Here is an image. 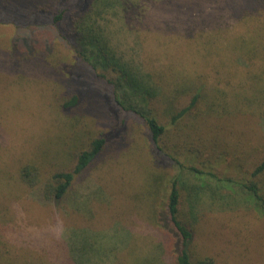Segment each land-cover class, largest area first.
Listing matches in <instances>:
<instances>
[{
    "label": "rangeland",
    "instance_id": "obj_1",
    "mask_svg": "<svg viewBox=\"0 0 264 264\" xmlns=\"http://www.w3.org/2000/svg\"><path fill=\"white\" fill-rule=\"evenodd\" d=\"M59 1L0 0V264H174L168 234L150 219L155 197L146 192L151 173L170 180L177 167L128 109L137 106L124 96L118 75L94 71L77 54L72 16L54 22ZM90 25L118 63L168 95L185 85L203 88L208 105L220 103L209 130L223 148L218 152L230 155L207 159L202 168L194 164L218 178H250L264 159L259 1L110 0L93 9ZM72 95L79 106L63 109ZM98 136L107 141L104 155L64 198H46L45 182L70 168L75 143ZM232 148L241 161L231 157ZM174 157L191 165L188 153ZM25 167L36 169L34 187L21 181ZM183 180L189 197L181 216L193 229L195 255L215 264H264V213L224 183L186 173Z\"/></svg>",
    "mask_w": 264,
    "mask_h": 264
},
{
    "label": "trees",
    "instance_id": "obj_2",
    "mask_svg": "<svg viewBox=\"0 0 264 264\" xmlns=\"http://www.w3.org/2000/svg\"><path fill=\"white\" fill-rule=\"evenodd\" d=\"M72 1V0H71ZM69 0V2H71ZM110 0H91L85 5L83 0L65 6L66 0H60L52 9L53 20L58 22L66 13L72 16L70 23L75 25L74 41L76 52L84 61L96 72L102 67L104 70L110 69L118 75V82L132 104V112L136 113L144 122L152 145L159 151L167 154L169 159L177 167V173L172 178L165 179L166 176L151 173V184L146 192L149 198H154L151 203L153 208L150 212L152 224L158 225L164 230L169 238V248L174 254V264H215L212 258L197 257L193 252V229L181 216V208L185 199L188 201L187 191L183 175L191 176L197 181L213 179L224 183L230 190L233 189L257 213H264V159L253 168L250 178L233 180L231 178H218L214 173H208L202 168L207 166V159L213 161L224 160L230 153H220L222 146L218 145L210 132L212 125V110L218 108V103L207 104V92L203 88L178 89L174 95H168L155 82L149 83L141 76L140 72L130 70L126 65L118 63L105 43L100 39L99 33L90 25L92 11L95 7L103 6ZM264 6V0H257ZM92 4V5H91ZM92 9V10H91ZM76 11L77 15H74ZM88 55V57H86ZM103 74V73H102ZM105 75H101L104 78ZM216 100L215 97H212ZM80 104L78 95L67 97L62 102L63 109L73 110ZM226 104H221L226 108ZM107 146L104 137L98 136L92 139L85 146H78L77 142L72 147L70 153L71 166L68 169L62 168L52 172L44 184V196L49 199L60 200L70 191L75 178L86 172L99 158H101ZM170 151V152H169ZM231 157L241 161L240 153L236 148H232ZM246 151V150H244ZM190 156L188 164L184 165L180 159H175V155ZM244 153L242 152L243 158ZM206 157V159L204 158ZM244 161V158H243ZM240 164L241 171L247 172L244 162ZM197 162L199 167L195 166ZM230 162H233L232 160ZM230 166V163H229ZM36 169L25 167L21 171V181L29 187H34L37 183ZM184 182V186H183ZM205 183L196 188H203ZM153 195V196H152ZM186 195V196H185ZM166 219V220H165Z\"/></svg>",
    "mask_w": 264,
    "mask_h": 264
}]
</instances>
